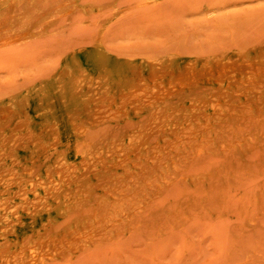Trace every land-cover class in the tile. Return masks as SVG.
I'll list each match as a JSON object with an SVG mask.
<instances>
[{
	"label": "rangeland",
	"instance_id": "1",
	"mask_svg": "<svg viewBox=\"0 0 264 264\" xmlns=\"http://www.w3.org/2000/svg\"><path fill=\"white\" fill-rule=\"evenodd\" d=\"M98 40L108 54L105 65L98 60ZM260 62L264 0H0V202L12 205L0 212V264H264V138L256 137L264 130V114L258 115L256 107L245 122L255 135L252 142L237 139L229 120H206L213 113L211 103L194 125L195 139L177 141L168 134L155 141L158 148L178 143L166 156L168 164L143 154L137 161L107 165V178L88 179L85 190L95 187L92 195L74 191L59 202L47 198L40 183L39 195L31 190L38 177L47 179L45 170L55 167L61 155L79 162L87 143L76 126L91 125L83 137L101 141L110 131L120 133L122 126L132 128L152 114V109L138 114L130 109L117 120L94 124L99 109L106 113L108 106H119L131 89L127 81L134 84L142 77L146 95L158 91L163 96L210 65L218 69L215 77H195L196 84L181 89V96L233 91V77L264 92ZM81 78L87 83L97 78L103 88L71 96V84ZM191 102L179 103L190 111ZM133 178L131 191L112 197ZM23 192L28 202L21 199ZM120 202L128 204L129 213L119 209ZM86 217L101 223L94 236L82 230Z\"/></svg>",
	"mask_w": 264,
	"mask_h": 264
},
{
	"label": "bare ground",
	"instance_id": "2",
	"mask_svg": "<svg viewBox=\"0 0 264 264\" xmlns=\"http://www.w3.org/2000/svg\"><path fill=\"white\" fill-rule=\"evenodd\" d=\"M97 45L99 46V52H98V60L99 63L101 65H105L108 61V54L106 53L104 46L102 45V42L100 40L97 41ZM246 59V58H244ZM261 65L264 64V62H260ZM233 67V66H232ZM240 69V68H239ZM217 68L211 67L210 65H207L206 69L201 72L200 74H197V76H205V77H209V78H213L215 77V71H217ZM247 71V70H246ZM141 73V72H140ZM235 73V72H234ZM242 73V72H241ZM156 75L157 72L152 71V75L150 77L151 83H157V79H156ZM251 75V74H250ZM197 76H192L191 78L187 79V80H180V82L178 83V85L173 88L172 90L167 91L163 96H160L158 94V91H155V93L153 92L152 94H147L143 91V85L145 84V81H143L142 77L139 78V82L137 79L136 83H131V81H127V84L129 85V87H131L130 91L128 92V94L123 98V100L119 103V106H117L116 109H112L110 106L106 113H103L100 111L97 113V116H95V125H97V123H100L105 120L109 121V119H116L120 118V116L122 117V115L127 112V110L130 109H136L135 112L138 114L140 113L141 109H152L153 112H151L152 114H150L145 121L142 122V124L139 125H133L134 127L130 128V127H125L122 126L120 129V133L118 132H114V131H110L109 134L105 135L106 137L101 140H91L89 138L83 137V135L85 136L86 132H88V130L91 128V125H79L76 126V132L82 134V136L79 134V136H81L82 139V143H87L84 145V150L81 151V155L79 157V162H73L70 161V158L67 154H63L60 156L57 164H55V167L53 168H47L45 171L46 172V180L40 179V177H38L35 182H32L31 184V190L35 191V189H38L37 187V183H40L42 188L44 190H46V197L51 199V200H55V201H62V197L66 194L67 199L73 196L74 191L82 194L84 192H86V194H91V191L95 189V187H90L89 191L87 193V191L85 190L86 187L88 185H86L87 183H89V178H91L92 176H96L97 178H107V171L110 168H107V165L109 166H116L119 165L120 163H124L128 162V161H132V160H139L141 159L142 155L145 154L146 157L148 159L152 161H157V163L159 164V162L163 163V164H168L166 162V156H170L174 150V148L178 145V143H174L175 144H168L170 146H161L160 148H158L157 146L154 145L155 141H157V139L160 138H165L166 136L172 135L177 137L176 139H178L177 141H183L184 138H190L195 139V137L198 136V134L196 133L197 128H195L194 125H197V121L198 118L200 117L199 114L202 113L203 118L205 117V115L207 114V111L210 109V104H213V113L211 115H208L205 117L206 120H208V118H212V119H219L221 121H226L229 120L231 122V124L233 125L231 131L232 133L237 137V139L240 140H249L251 138H253L255 135L253 133L252 130H249L245 127V122L250 121V118H253V114L251 112L253 107H256V109L258 111H261L258 115H262L264 114V92H261L259 90H255L253 87L250 89L249 84H245V83H241L238 82L234 77L230 78V83H235L236 84V89L239 90V92H243L245 95L244 98H239L238 96L241 94H236L233 91H229L227 89H218V90H213L209 93L208 96H198V95H190V96H181V89H183L186 86L189 85H193L196 84L195 82V77ZM249 76V75H248ZM247 76V77H248ZM109 78V77H108ZM254 79V78H253ZM119 84H121L120 80L118 79ZM264 84V83H263ZM113 86V85H112ZM106 87V86H105ZM108 87V86H107ZM103 88V84L99 79H95L93 81H91L90 83H87L85 79H78L76 81H74L71 86H70V91L69 94L71 96H78L81 95L82 92H84L86 89L89 92H91V94L98 92L99 90H101ZM258 88V87H257ZM264 89V88H263ZM232 90V89H231ZM258 93V97L254 98V95ZM48 95V94H47ZM108 97V96H107ZM97 98V97H96ZM118 98V97H117ZM120 98V97H119ZM141 98V100H140ZM186 98H191L192 102L190 103V111H186V109L184 108V106L180 105L179 102L185 100ZM106 99V98H105ZM108 99V98H107ZM182 99V100H181ZM93 100V99H92ZM113 100V99H112ZM111 100V101H112ZM181 100V101H180ZM109 101V102H111ZM83 103L86 104L85 100H83ZM141 104V107L138 106V104ZM218 105V107H216ZM97 109V108H96ZM103 109V108H102ZM10 111V110H9ZM189 113V115H188ZM87 114V113H86ZM125 116V115H124ZM69 117V116H68ZM139 117V116H138ZM144 118V117H143ZM261 120V118H259ZM140 120V119H139ZM203 120V119H202ZM106 121V122H107ZM264 121V120H263ZM72 122V121H71ZM127 122V121H126ZM253 122V121H252ZM91 123V122H90ZM128 123V122H127ZM194 123V124H193ZM257 123V122H255ZM93 124V125H94ZM126 124V123H124ZM239 125V126H238ZM207 126V124H206ZM249 126V125H248ZM238 127V128H237ZM261 127V126H260ZM102 128V127H101ZM108 128V127H107ZM106 128V129H107ZM226 128V127H225ZM100 129V127L97 128V130ZM105 129V128H104ZM102 130V129H100ZM98 130V131H100ZM110 130V129H109ZM217 130V129H216ZM96 131V130H95ZM97 131V132H98ZM207 131L209 132H213L214 130L208 129ZM104 132V131H101ZM100 132V133H101ZM230 132V131H229ZM259 133H260V129H259ZM217 134V133H216ZM215 134V135H216ZM240 134V137H238V135ZM261 134L264 135V130L261 131ZM260 135H256V137L258 138H264ZM209 135V134H208ZM34 136V135H33ZM89 136V135H88ZM103 136V135H102ZM210 136V135H209ZM31 137V136H30ZM56 137V136H55ZM53 137V138H55ZM98 137V136H97ZM104 137V136H103ZM170 137V136H169ZM168 137V138H169ZM167 138V137H166ZM89 139V140H88ZM203 139V138H202ZM236 138H234L235 140ZM170 140V139H169ZM174 140V139H173ZM206 140V139H205ZM224 140V139H223ZM30 142V140H28ZM42 141V140H41ZM55 141V139H54ZM79 141V140H77ZM163 141V140H162ZM176 141V140H175ZM201 141V140H200ZM216 141V140H215ZM251 141V140H249ZM53 142V141H52ZM170 142V141H169ZM185 142H187L185 140ZM202 142V141H201ZM225 142V141H224ZM252 142V141H251ZM50 143V142H49ZM171 143V142H170ZM195 143V142H194ZM200 143V142H199ZM259 143V142H258ZM196 144V143H195ZM41 145V144H40ZM83 145V144H82ZM182 145V144H181ZM184 145V144H183ZM187 145V144H186ZM210 145V143H209ZM226 145V144H225ZM203 146V145H202ZM211 146V145H210ZM260 147V145H258ZM209 147V146H208ZM239 147V146H238ZM246 147V145L244 146V148ZM55 148V147H54ZM81 147L78 148V150H82L80 149ZM199 148V147H198ZM206 148V147H205ZM204 148V149H205ZM164 150V152H161V150ZM246 149V148H245ZM260 149V148H259ZM38 150V149H37ZM77 150V149H76ZM178 150V149H177ZM196 150V149H195ZM241 150V149H240ZM179 151V150H178ZM191 151V150H190ZM202 151V150H200ZM197 151V153L201 154L202 152ZM36 152V151H35ZM78 152V151H77ZM177 152V151H176ZM180 152V151H179ZM183 152V151H182ZM189 152V151H188ZM187 152V153H188ZM212 152V151H211ZM234 152V151H233ZM239 152V151H238ZM242 152V151H241ZM253 152V151H252ZM256 152V151H254ZM260 152V151H259ZM53 153V152H52ZM51 153V154H52ZM178 153V152H177ZM184 153V152H183ZM186 153V151H185ZM194 153V152H191ZM163 154H165L163 156ZM197 154V155H198ZM244 154V153H243ZM48 155V154H47ZM216 155V154H215ZM250 155V154H249ZM195 155H193L194 158ZM2 157V155H1ZM34 157V156H33ZM169 157V158H170ZM184 157V156H182ZM188 157V156H187ZM197 157V156H196ZM199 157H202L199 155ZM204 157V156H203ZM238 157V156H237ZM49 158V157H47ZM189 158V157H188ZM192 158V160H193ZM209 158V157H208ZM94 159H96L94 161ZM146 159V158H145ZM199 159V158H196ZM204 158H202L203 160ZM210 159V158H209ZM181 160V159H180ZM183 160V158H182ZM181 160V161H182ZM190 160V159H189ZM195 160V159H194ZM200 160V159H199ZM1 161V160H0ZM37 161V160H36ZM118 161V162H117ZM34 162V161H33ZM107 162H109V164H106ZM116 162V163H115ZM183 162V161H182ZM196 162V161H195ZM207 162V161H206ZM210 163H212L210 160L208 161ZM32 163V161H31ZM184 163V162H183ZM202 163V162H201ZM3 164V163H0ZM33 164V163H32ZM139 164V163H138ZM182 164V163H181ZM190 164H194V162H190ZM203 164H206L205 162H203ZM214 164V162H213ZM123 165V164H122ZM172 165V164H170ZM218 165V164H217ZM216 165V166H217ZM141 166V165H140ZM182 166V165H180ZM200 166V165H199ZM203 166V165H202ZM205 166V165H204ZM204 166L202 168H204ZM208 166V165H206ZM34 167V166H33ZM51 167V166H50ZM166 167V166H165ZM195 167V166H194ZM193 167V168H194ZM198 167V166H197ZM195 167L196 169H200ZM221 167V166H220ZM24 169V168H23ZM28 171H31L30 169L26 168ZM122 169V168H121ZM139 169V168H138ZM149 169V168H148ZM151 169V168H150ZM149 169V170H150ZM174 169V168H173ZM207 169V168H206ZM203 169V170H206ZM3 170V169H2ZM33 170V169H32ZM99 170L101 171L99 173ZM166 170V169H165ZM180 170V169H179ZM189 170V169H188ZM192 170V169H191ZM190 170V173L192 174ZM4 171V170H3ZM9 171V170H8ZM11 171V170H10ZM14 171V170H13ZM17 171V170H16ZM35 171V170H34ZM54 171V173H53ZM79 171V172H77ZM129 171V170H128ZM177 171V170H176ZM197 174V170H194ZM157 172V171H156ZM167 172V171H166ZM173 172V171H172ZM32 173V172H31ZM159 173V172H158ZM183 173V172H182ZM185 173V172H184ZM183 173V174H184ZM188 173V172H187ZM186 173V174H187ZM57 177H55V175ZM115 175V174H114ZM117 175V174H116ZM140 175V174H139ZM182 175V174H181ZM180 175V176H181ZM188 175V174H187ZM192 176V175H191ZM196 176V175H195ZM142 177V176H141ZM173 177V176H172ZM58 178V180L56 179ZM155 178V177H154ZM163 178V177H162ZM169 178V177H167ZM171 178V176H170ZM200 178V177H199ZM208 178V177H207ZM149 179V178H148ZM189 179V178H188ZM33 180V179H32ZM131 180V181H130ZM180 180V179H179ZM178 180V181H179ZM125 181V180H124ZM142 181V180H141ZM162 181V180H161ZM177 181V180H176ZM175 181V184H176ZM186 181V180H185ZM211 181V180H210ZM214 181V180H213ZM11 182V181H10ZM10 182L7 184L9 185ZM17 182V181H16ZM19 182V181H18ZM23 182V181H22ZM135 182V179H129L126 180V183L121 184V188H119V190H117V192H112V197L116 196L122 192L127 191V189H129L127 192L131 191V187L133 186V183ZM203 182V180H202ZM208 182V181H207ZM14 183V182H12ZM100 183V182H99ZM110 183V182H109ZM115 183V182H114ZM136 183V182H135ZM158 183V182H157ZM215 182H213L214 184ZM39 184V185H40ZM113 184V183H112ZM138 184V183H137ZM155 184V183H153ZM18 185V183H17ZM20 185V184H19ZM97 185V184H96ZM161 185V184H160ZM172 185V184H171ZM170 185V186H171ZM14 186V185H13ZM85 186V188H84ZM104 186V185H103ZM118 186V185H117ZM162 186V185H161ZM168 186V184H167ZM179 186L176 184V187ZM184 186V185H183ZM136 187V185H135ZM150 187V186H149ZM174 184L173 186H171V189L173 188V190L176 189V187L174 188ZM182 187V186H181ZM10 188V187H8ZM106 188V187H105ZM109 188V186H108ZM160 188V187H159ZM88 189V188H87ZM163 189V188H162ZM178 189V188H177ZM98 190V189H97ZM114 190V191H116ZM153 190V189H152ZM170 190V189H169ZM144 191V190H142ZM160 191V190H159ZM36 192V196L39 195L37 191ZM139 193V192H138ZM150 193V192H149ZM159 193V192H157ZM22 194L23 198L21 199H25V202H28V198L26 195L27 193H19ZM151 194V193H150ZM18 195V194H17ZM96 195H98L96 193ZM107 195V194H106ZM122 195V194H121ZM126 195V194H125ZM133 195V194H132ZM144 195V194H143ZM16 196V195H15ZM14 196V197H15ZM123 196V195H122ZM157 196V195H156ZM155 196V197H156ZM211 196V195H210ZM110 197V196H107ZM4 198V197H3ZM66 198V197H65ZM81 198V197H80ZM115 198V197H114ZM121 197H119L120 199ZM127 198V197H126ZM132 198V197H131ZM85 199V198H84ZM96 199V198H95ZM116 199V198H115ZM125 199V198H124ZM102 200V199H101ZM142 200V199H141ZM13 201V200H12ZM100 201V200H99ZM119 201V200H118ZM145 201V200H144ZM4 202V203H3ZM1 201L0 202V212L3 211L7 212L10 211V207H12V205H10V200H6V201ZM57 202V203H58ZM84 202V201H83ZM82 202V203H83ZM129 202V201H128ZM148 202V201H147ZM75 203V202H74ZM107 203V201H106ZM117 203V201H116ZM115 203L116 206H119ZM120 208L122 209V211L124 213H129L126 212L127 210V205L126 203L120 202ZM123 203V204H122ZM142 203V202H141ZM133 204H136L135 202ZM26 205V204H25ZM24 205V207H25ZM106 205V204H105ZM109 205V204H108ZM147 205V204H146ZM145 205V206H146ZM81 206V204H80ZM100 206V204H99ZM112 206V204H111ZM114 206V205H113ZM132 206V205H131ZM150 206V205H149ZM14 208V207H13ZM81 208V207H80ZM79 208V209H80ZM84 208V207H83ZM100 208V207H99ZM130 208V206H129ZM128 208V210H130ZM133 208L136 210L135 207H132L131 209L133 210ZM140 208V207H139ZM145 208V207H144ZM66 209V208H64ZM85 209V208H84ZM113 209V208H112ZM147 209V208H146ZM145 209V210H146ZM78 210V209H77ZM105 210H107L105 208ZM131 210V211H132ZM133 210V211H135ZM141 210V209H140ZM140 210H136V212H140ZM15 212V210H11V212ZM84 211V210H83ZM81 211V212H83ZM91 211V210H90ZM100 211V210H99ZM115 211V210H114ZM113 210L111 212H114ZM118 211V210H116ZM119 212L124 214L123 212ZM17 212V211H16ZM62 212V211H61ZM109 212V210L107 211ZM92 213V212H91ZM104 213H106L104 211ZM118 213V212H117ZM118 213V214H119ZM144 213V212H143ZM142 213V214H143ZM7 214V213H6ZM11 214V213H10ZM9 214V215H10ZM13 214V213H12ZM17 214V213H16ZM72 214V213H71ZM85 214V212H84ZM87 214V212H86ZM90 214V213H89ZM97 214V213H96ZM116 214V213H114ZM70 214H68L69 216ZM73 215V214H72ZM72 215L70 217H72ZM78 215V214H77ZM80 215V214H79ZM88 215V214H87ZM101 215V214H100ZM107 215V214H106ZM117 215V214H116ZM6 216V215H5ZM76 216V213H75ZM83 216V215H82ZM95 216V215H94ZM110 216L112 217V214H110ZM127 216V215H126ZM130 216V215H129ZM138 216V215H137ZM4 217V215H3ZM3 217H0L3 218ZM67 217V216H66ZM68 217V218H70ZM74 217V216H73ZM80 217V216H79ZM100 217V216H99ZM106 217V216H104ZM116 217V216H115ZM121 217V216H119ZM118 217V218H119ZM117 217L115 218L116 220L118 219ZM125 218V217H124ZM134 218H137L136 216ZM72 219V218H71ZM70 219V220H71ZM100 219V218H99ZM129 218H127L128 220ZM69 220V219H68ZM69 220V221H70ZM112 221V218L110 219ZM121 220V219H120ZM126 220V221H127ZM130 220H132L130 218ZM4 221V220H2ZM67 221V218L66 220ZM115 221V220H113ZM124 221V220H123ZM122 221V222H123ZM125 221V222H126ZM105 224V221H103ZM109 222V221H108ZM116 222V221H115ZM131 222V221H130ZM81 223L83 225L82 230H84V234L88 235L89 233L91 235H93L95 232L97 233L100 229H102L100 227V224H93V220H91L89 217H86L85 219L81 220ZM107 223V222H106ZM120 223V222H119ZM117 223V224H119ZM103 224V225H104ZM112 224V223H111ZM115 224V223H114ZM116 225V224H115ZM131 225V224H129ZM22 226V225H21ZM63 226V225H62ZM61 226V227H62ZM75 226V225H74ZM106 226V225H105ZM56 227V226H55ZM59 226H57V228H54L55 230H59L61 228H58ZM132 227V226H130ZM110 229V228H109ZM56 230V231H57ZM54 231V230H53ZM13 232V230H12ZM11 232V233H12ZM74 232V230H73ZM50 233V232H49ZM69 233V232H68ZM72 233V232H71ZM76 234V233H74ZM83 234V233H82ZM85 235V236H86ZM31 236V235H30ZM29 236V237H30ZM47 236V234H46ZM68 236V234H67ZM81 236V235H80ZM94 236V235H93ZM89 237V236H88ZM87 237H85L86 239ZM72 239V238H71ZM84 239V238H82ZM23 240V239H22ZM26 240V239H25ZM24 240V241H25ZM41 240V239H40ZM44 241V240H42ZM83 241V240H82ZM26 242V241H25ZM35 242V241H34ZM59 242V241H58ZM28 243V242H27ZM41 243V242H40ZM8 245V244H7ZM23 245V244H22ZM40 245V244H39ZM34 246V245H33ZM41 246V245H40ZM48 246V245H47ZM53 246V245H52ZM43 247V246H42ZM23 248V247H21ZM28 248V246H27ZM49 248V247H48ZM56 248V247H55ZM61 248V247H60ZM10 249V247H9ZM26 249V248H25ZM32 249H36V248H32ZM57 249V248H56ZM12 250V249H11ZM22 250V249H21ZM24 250V249H23ZM27 250V249H26ZM29 251H31L28 248ZM36 250H34L35 252ZM61 251V250H60ZM1 252V251H0ZM8 252V251H7ZM58 252V251H57ZM2 253V252H1ZM32 253V252H31ZM5 254V253H4ZM3 254V255H4ZM8 255V254H7ZM21 256V255H20ZM3 257V256H2ZM7 258V257H6ZM9 258V257H8ZM23 258V256H22ZM4 259V257H3ZM24 259V258H23ZM6 260V259H5ZM4 260V261H5ZM8 260V259H7ZM10 260V258H9ZM11 262V260H10ZM16 262V261H15ZM7 263V261H6Z\"/></svg>",
	"mask_w": 264,
	"mask_h": 264
}]
</instances>
